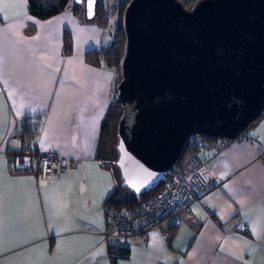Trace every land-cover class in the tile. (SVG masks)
I'll list each match as a JSON object with an SVG mask.
<instances>
[{
  "label": "crops",
  "instance_id": "crops-1",
  "mask_svg": "<svg viewBox=\"0 0 264 264\" xmlns=\"http://www.w3.org/2000/svg\"><path fill=\"white\" fill-rule=\"evenodd\" d=\"M73 3L38 18L28 0H0V264H264V117L235 140L206 141L201 176L218 186L171 217L168 235L151 229L112 258L103 208L116 181L98 143L118 71L85 60L104 47V27ZM32 146L70 168L45 178L18 171L11 157Z\"/></svg>",
  "mask_w": 264,
  "mask_h": 264
},
{
  "label": "water",
  "instance_id": "water-1",
  "mask_svg": "<svg viewBox=\"0 0 264 264\" xmlns=\"http://www.w3.org/2000/svg\"><path fill=\"white\" fill-rule=\"evenodd\" d=\"M95 5L85 1L88 19ZM122 27L114 164L139 196L174 169L190 138L234 140L261 116L264 0H198L189 9L130 0Z\"/></svg>",
  "mask_w": 264,
  "mask_h": 264
},
{
  "label": "built area",
  "instance_id": "built-area-1",
  "mask_svg": "<svg viewBox=\"0 0 264 264\" xmlns=\"http://www.w3.org/2000/svg\"><path fill=\"white\" fill-rule=\"evenodd\" d=\"M264 117V110L261 112ZM24 130L20 129L14 134L22 139ZM222 143L226 139H221ZM205 140L201 137L189 139V149L181 164L165 177L162 185L153 194L141 200L133 207L124 210H115L104 206V216L109 227L107 237L113 240L114 257H118L124 248L121 243L140 244L148 237L151 229L157 228L168 235L164 226L174 215L188 210L190 204L198 199L204 192L218 186V182L206 181L201 176L202 163L197 156V150L204 146ZM16 162L26 170L35 172L40 178L56 176L70 168V160L56 153H39L36 147L17 155ZM210 217L212 211L207 209ZM240 232H247L248 226L243 220L235 223Z\"/></svg>",
  "mask_w": 264,
  "mask_h": 264
},
{
  "label": "trees",
  "instance_id": "trees-1",
  "mask_svg": "<svg viewBox=\"0 0 264 264\" xmlns=\"http://www.w3.org/2000/svg\"><path fill=\"white\" fill-rule=\"evenodd\" d=\"M117 1H118L117 2L118 6L119 7L121 6V11L118 14V19H117L118 22L114 30L113 40L111 41L110 45L106 47H102L100 49H92V50L87 51L85 53V60L88 63L93 64V65H100L103 62L109 66L115 67L118 70L120 57H121L122 49H123V44L125 41V35L123 32V27H122V16H123L124 9L130 0H117ZM179 1L186 9H189L198 0H179ZM69 2L70 0H28V7H29V12L33 16H36L38 18H48L66 9ZM73 4H74V11L77 12L80 4L78 3H73ZM84 14H85V10H84ZM88 20H94L98 25L102 27L106 26L108 22V14L106 13L104 9L103 4L96 2L94 16ZM64 49L65 51H68V52L71 49L70 38L66 34L64 38ZM120 111H121L120 101L113 96L111 103L109 104L105 112V115L103 117L102 123H101L99 143H98V157L102 160L109 162L110 168L113 171V174L115 176V181H116L115 187L112 190V192L108 195L104 206H110L113 209L119 210V211L133 207L135 204H137L141 200L153 194L156 190L160 188V186L163 183L162 181L157 186H155L154 189L145 191L139 196L129 191L122 184L119 171L114 164V160L116 158L115 127H116L118 117L120 115ZM260 118H262V116L250 122L248 127L253 125ZM112 135L115 138L114 139L115 142L113 146H110L109 142L111 140ZM195 137H201L205 141H211V138H208V137H204V136H195ZM226 140H230V139H226ZM29 148H24L20 152L27 151ZM188 149H189V140L186 143L184 151L181 154L180 159L177 162V165L182 163ZM20 152L14 153L13 156L11 157L12 160L16 161L17 155ZM17 170L24 171L26 169L17 164ZM108 249H109L110 255L113 258L114 257L113 256V253H114L113 246H109ZM126 253H127V249L124 247L119 256H122Z\"/></svg>",
  "mask_w": 264,
  "mask_h": 264
},
{
  "label": "rangeland",
  "instance_id": "rangeland-1",
  "mask_svg": "<svg viewBox=\"0 0 264 264\" xmlns=\"http://www.w3.org/2000/svg\"><path fill=\"white\" fill-rule=\"evenodd\" d=\"M86 0H82V8L84 10V5H85ZM97 3L103 4L104 9L106 13L108 14V22L106 26H104V32H103V42L101 46H108L110 45L112 39H113V34L114 30L116 27V24L118 22V14L121 11V6L119 7L117 4V0H96ZM81 5V4H80ZM112 11V12H111ZM114 11V12H113ZM118 12V13H117ZM114 136H111V140L109 142L110 146L114 145Z\"/></svg>",
  "mask_w": 264,
  "mask_h": 264
},
{
  "label": "snow or ice",
  "instance_id": "snow-or-ice-1",
  "mask_svg": "<svg viewBox=\"0 0 264 264\" xmlns=\"http://www.w3.org/2000/svg\"><path fill=\"white\" fill-rule=\"evenodd\" d=\"M89 8L91 9V4H89Z\"/></svg>",
  "mask_w": 264,
  "mask_h": 264
}]
</instances>
